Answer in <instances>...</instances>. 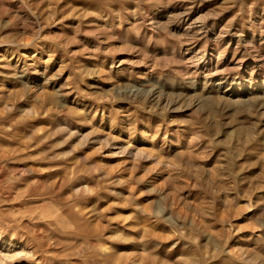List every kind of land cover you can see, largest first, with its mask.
I'll list each match as a JSON object with an SVG mask.
<instances>
[{"label":"rangeland","instance_id":"obj_1","mask_svg":"<svg viewBox=\"0 0 264 264\" xmlns=\"http://www.w3.org/2000/svg\"><path fill=\"white\" fill-rule=\"evenodd\" d=\"M0 264H264V0H0Z\"/></svg>","mask_w":264,"mask_h":264}]
</instances>
